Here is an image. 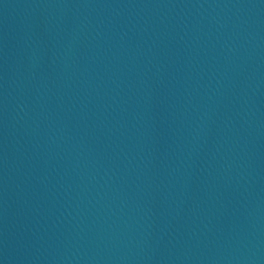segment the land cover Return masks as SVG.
Returning <instances> with one entry per match:
<instances>
[{"label": "water", "instance_id": "water-1", "mask_svg": "<svg viewBox=\"0 0 264 264\" xmlns=\"http://www.w3.org/2000/svg\"><path fill=\"white\" fill-rule=\"evenodd\" d=\"M0 264H264V0H0Z\"/></svg>", "mask_w": 264, "mask_h": 264}]
</instances>
